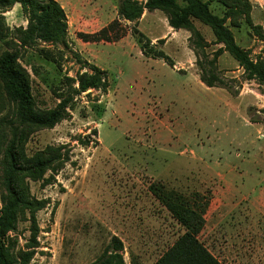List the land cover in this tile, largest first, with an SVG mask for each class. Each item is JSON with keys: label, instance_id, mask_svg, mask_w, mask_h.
Instances as JSON below:
<instances>
[{"label": "rangeland", "instance_id": "obj_1", "mask_svg": "<svg viewBox=\"0 0 264 264\" xmlns=\"http://www.w3.org/2000/svg\"><path fill=\"white\" fill-rule=\"evenodd\" d=\"M135 1L143 5L146 0ZM249 2L253 23L264 30V0ZM117 3L79 27L97 32L109 25L118 18ZM211 9L221 13L218 5ZM64 10L65 42H39L20 58L31 76L36 106L53 107L57 93L67 89L64 77L89 71V62L106 70L108 86L105 92L76 95L64 120L28 140V153L63 145L68 154L50 183L26 181L29 196L45 205L34 215L38 245L29 264H87L111 235L122 239L126 264L132 256L138 264H155L183 231L165 202L187 205L204 216L228 206L221 203L229 201L220 199L225 195L235 197L239 207L250 200L264 206V86L246 79L226 52L215 63L221 81L214 87L200 81L196 61L207 70L217 47L207 27L195 22L209 44L201 52L187 30L168 41L165 13L145 9L136 21L118 20L112 40L89 45L77 40L73 8L67 3ZM4 16L10 29L26 24L17 8ZM134 28L143 34L142 48L151 53L142 51ZM231 29L252 57L261 53L264 58L263 43L245 23ZM4 48L0 41V51ZM157 51L173 65L155 56ZM10 110L0 82V118L10 117ZM244 197L250 198L247 203ZM30 216L21 212L7 236L13 252L30 243ZM207 232L206 227L200 233L201 241Z\"/></svg>", "mask_w": 264, "mask_h": 264}, {"label": "trees", "instance_id": "obj_2", "mask_svg": "<svg viewBox=\"0 0 264 264\" xmlns=\"http://www.w3.org/2000/svg\"><path fill=\"white\" fill-rule=\"evenodd\" d=\"M15 3H19L26 24L10 29L4 22V14ZM212 4L221 7L220 14L213 12ZM145 9L164 12L171 28L189 31L194 37V48L201 52L209 44L195 22L210 30L213 37L211 43L217 47L207 62L208 69L200 60L196 61L199 79L207 87H214L216 82L221 81L215 72V63L225 52L242 69L246 79L264 86L262 54L257 53L252 57V51L237 43L231 29L240 28L245 23L252 35L263 43L261 50H264V30L261 25L253 23L249 0H146L143 5L135 0H118L116 20L97 32H77V36L83 41H110V33L116 31L118 20L136 21ZM67 29L66 12L57 0H0V41L5 46L0 51V82L11 105L10 117L0 118V264H29L31 261L38 245V227L34 215L45 205L42 200L29 196L26 181L50 183V178L68 159L63 145H46L28 153V140L36 131L51 129L64 120L69 115L76 95L88 90L105 92L108 86L106 70L87 62L89 71L78 72L75 77H64L67 89L57 93L58 102L53 107L36 106L31 76L20 62L21 55L39 42L64 43ZM133 32L136 41L142 43L143 34L136 28ZM116 38H119V34ZM142 51L151 53L150 48L146 49L145 46ZM154 55L173 65L161 51ZM47 172L50 174L46 177ZM164 206L183 231L157 257L155 264H221L199 239L205 228L204 215L171 200L165 202ZM25 211L31 214L30 243L24 250L13 252L7 244V236L16 229L18 216ZM123 250L122 239L111 235L102 251L87 264H126ZM137 262V258L132 256L130 264Z\"/></svg>", "mask_w": 264, "mask_h": 264}, {"label": "crops", "instance_id": "obj_3", "mask_svg": "<svg viewBox=\"0 0 264 264\" xmlns=\"http://www.w3.org/2000/svg\"><path fill=\"white\" fill-rule=\"evenodd\" d=\"M57 1L63 8L67 3L73 8L71 16L76 23L77 40H81L77 36V32L94 33L96 31L80 28L79 24L81 25L83 21H92L100 18L103 14V7L115 2V0ZM14 8L19 9L21 12L19 3H15L12 9ZM10 10L6 12L8 13ZM169 29L168 41L173 40L175 34L181 31V29L174 30L170 26ZM81 41L84 44H91L90 41ZM248 198L244 197L242 201L246 202ZM220 199H229L227 202L221 200V203H226L228 206H219L213 212L204 216L206 221L205 229L207 227L208 232L202 238V241L206 248L221 264H264L263 204L257 203V200H250L248 202L249 206L239 207L238 204L233 203L235 197L231 195L222 196ZM255 204L256 206H254Z\"/></svg>", "mask_w": 264, "mask_h": 264}]
</instances>
